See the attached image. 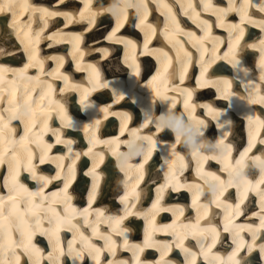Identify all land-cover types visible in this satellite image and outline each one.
I'll return each instance as SVG.
<instances>
[{"label":"bare ground","instance_id":"obj_1","mask_svg":"<svg viewBox=\"0 0 264 264\" xmlns=\"http://www.w3.org/2000/svg\"><path fill=\"white\" fill-rule=\"evenodd\" d=\"M174 1L63 0V3H60L59 0H29L32 5L47 8L49 12L67 13L68 15L48 16L41 12L33 15L32 9L29 8L18 17L15 25L12 24L10 13L0 14V65L9 69L5 74L6 81L3 87H8L7 81L14 78L12 69H24L26 65L31 64L32 66L27 68L24 75L34 77L33 69H39L37 74L39 82L33 81L35 89L37 87L38 91L40 88L47 89L50 93L53 90L51 96L45 100L44 108L47 113H36V124L39 128L30 130L29 139H33L35 134H39L41 138L45 137L39 147L35 144L30 145L41 152L44 144L52 145L46 136L53 137L51 147L54 148L53 153L50 154L47 151L45 162L42 164L38 162V159L37 162L33 160L37 177L35 179L37 195L34 199L40 202L46 198L45 206L54 200L52 207L57 211L64 209L66 203L70 205L66 215L71 218L70 224L74 227L69 231V220H64L61 222L60 231L56 234L65 252V256L61 259L66 264H81L80 258L73 261L72 257L67 255L69 242L72 243L74 250L86 244L102 247L103 252L99 257L100 264H105V259L128 260L129 264H133L132 251L125 250L124 243L120 248V239L123 237L125 240L132 236V240H127L129 247L135 245L144 247L140 256L142 264H191L193 253L196 254L195 264H221V261L224 264H233L235 260H240L241 264H252L245 262L247 258L252 260L256 258L258 262L261 261L260 263L264 264V256L260 253V245L264 243V227H261L264 205L261 203L258 191L250 190L247 197L243 198L244 188L247 186H240L243 182L241 179L240 183L236 186H229L223 193L228 196L236 188H241L242 191L238 195L241 194L242 198L238 202H233V199L225 201L227 196L220 201L223 195L219 196L218 204H208L211 196H205L203 199L205 193L206 195L211 193L209 185L219 183L215 177L219 176L227 181L226 174L228 169H232V159L239 160L238 149L241 147L240 143L245 140L241 133L242 127L237 125L240 124L241 116L247 119V125L251 130L247 136L252 138L257 128L260 129V126L264 124V118L260 119L264 117V109L260 108L264 104L250 103L247 99H241L244 97L242 94L230 91V89H227L230 95L225 98L222 95L226 87L223 80L214 83L209 80L203 82L201 79L193 85L197 79L195 73L197 69H209L215 64L217 68L224 70L230 67L234 69V63L241 61L235 52H241L242 57L246 55L249 62L257 57L256 52L261 47L260 42L250 43L251 38L243 42V39L254 35L252 32L261 28L260 22L264 12L259 14L256 8L264 6V0H254V6L251 7L245 5L244 0H231V8L229 0H190L185 4L186 17L178 13L176 5L173 4ZM176 1L182 5L184 0ZM16 2L22 3L23 0H16ZM126 4L133 6L125 7ZM136 5H139V8ZM154 5L158 12L155 11ZM220 9L227 11L222 12ZM145 12H147L146 19L144 18ZM80 13L83 15L81 16ZM236 14L239 17L237 23L234 21ZM142 19L143 23H141ZM187 23L191 27H185ZM215 23L219 25V29L231 33L232 37L229 35L226 40L228 44L224 53L222 48L225 42H222L215 46L212 56V52L205 45L208 41L205 31L209 28L208 24L215 25ZM233 24L238 27L233 28ZM247 25L249 27L252 25L248 36H246ZM101 29L105 31L106 37H100L102 34L100 33L98 35L100 40L94 41L93 36L98 31L102 32ZM241 29H243V34L237 46L235 37ZM200 32L203 33L199 37ZM190 35L199 37L200 44H203L202 59L195 63L179 56L181 65L179 78L177 60L164 57V51L168 50V42H165L164 36L175 39L171 43L174 46L175 42L179 41L188 48V42L184 39ZM215 36L225 38L221 31L218 34L215 33ZM249 43L255 47H245ZM229 47L232 48V52H229ZM30 55L35 57L31 61L29 60ZM22 56L24 57L21 58ZM260 59L261 57L256 62L259 67ZM50 66H53V69H50ZM168 66L175 74L173 77L169 76L172 72L169 71ZM41 67L43 72H41ZM238 68L245 75L246 65L240 63ZM259 72L260 75H264L261 67ZM200 76L202 78L203 74L201 73ZM64 77H67V80ZM15 78L17 82L21 81L19 77ZM248 79L255 87L254 92L245 97L251 99L264 95L261 76L257 77L253 71H250ZM163 85L167 87L163 88ZM164 90L167 92L162 94ZM118 96H122L123 99H118ZM164 97L170 99H164ZM196 97H198L197 101ZM77 98L78 103L72 102ZM33 100L35 101L34 97ZM68 101L72 102L71 106H68ZM60 102L63 104L65 121L60 119ZM85 102L86 106L91 108V112L87 108L84 109L90 116L87 119L84 115H80L81 113L71 116V113L79 109L78 105ZM147 106L148 110H146ZM4 107L5 104L0 105V109ZM209 107L216 109V112L209 113ZM69 109L70 112H68ZM104 109H107V112ZM182 109L189 114V117L192 116L191 120L184 117ZM83 113L86 114L85 111ZM146 114L153 123H145ZM44 115L49 117L48 121L54 120V123H57L58 120V126L50 130L48 127L42 130L41 120ZM141 115L143 116L142 125L139 120ZM161 117L166 121L169 117L180 118L185 125L194 126L193 140L195 141L197 166L195 173L191 175V181H187L185 174L187 170L191 173L189 168L192 166V161L188 147L194 148V145L186 143L188 139L186 134L180 135L179 142H177V133L173 128L166 127L163 130H156L155 122ZM226 117L230 119L233 128L230 127ZM68 118L72 121L71 127L64 126ZM97 120L99 124L96 123ZM200 120L204 121L203 126L199 125ZM13 121L9 127H16L15 134L20 136V128L24 129V124L21 121L15 120L16 123ZM214 122L218 126L219 138L207 145V140H212L214 136H217ZM116 124L121 126L119 131L115 128ZM254 126L257 127L255 130ZM197 127L200 128L202 135L195 134ZM103 128L110 135L100 134ZM85 129L88 130L85 131ZM53 130L59 133L61 143H56L57 137ZM149 135L156 142L155 145L143 139ZM162 135H166L164 140L161 139ZM174 137L175 141L172 139ZM256 138H258L257 133ZM84 140L87 144L83 143ZM221 140H223L222 144ZM67 141H72V143L69 145ZM262 141L264 137L253 144L249 143L241 151L242 154L246 153V161L255 163L254 157L259 156H254L252 151L256 152L258 148L261 150L259 143L264 144ZM146 155L148 156L147 163L144 162ZM181 156L183 160L180 159ZM157 157L166 159L169 164L178 165L177 173L173 172L175 174L170 176L169 173H164L167 165H164L163 161H160V164ZM204 157L209 158L205 160ZM91 161L93 164H90ZM246 161H243V165H246ZM140 164H143V168L138 167ZM250 166L251 175L249 178L246 177L248 181L255 176ZM1 169L2 167H0V180L1 178L4 180L7 174ZM25 172L20 173L19 180L26 186L29 193H33L34 189L30 181L32 180L31 172ZM164 176L166 183H164ZM40 177L48 178L50 183H46ZM69 177H72L70 182ZM124 177H126L125 181ZM235 178L234 175V181ZM90 179L94 183L90 194L86 197L83 193L88 190L87 182ZM66 183H69L67 195L72 198L70 201H66L63 191ZM46 188L49 189L45 190ZM259 188L264 189V185H260ZM4 189L0 187V195L7 196L8 190ZM54 192L55 197L52 196ZM235 194L236 192L233 195ZM26 195L24 192L19 198L23 199ZM85 197L87 202L84 200ZM256 197H258V203L254 202ZM145 199L153 200L151 205L150 201L145 202ZM95 203H101L100 206L103 207H93ZM237 205H239L238 208ZM120 206L122 216L109 213L110 210ZM7 207L6 203L5 210ZM219 208L225 209V212H231L230 215L223 216V221H217ZM210 211L213 213V225L204 226L199 223L203 221L202 219L208 218ZM118 212L121 210L119 209ZM50 215L54 214L50 213ZM61 215L65 213L61 211ZM156 216L166 223L158 227L153 222L148 225V229L155 238L161 239L149 244L153 246L145 247L144 243H140L135 238L141 236L142 221ZM171 216L172 221L169 219ZM118 218L122 219L119 224H116L115 221ZM126 226L132 229L127 230ZM225 226L228 231H224ZM41 227H51L47 217L43 219ZM189 228H191L190 231ZM88 229H95V232L92 230V234H89ZM192 230L197 231L193 233ZM214 230L217 232V239L213 244V237L209 233ZM227 232L232 233L234 238L235 235L236 238L241 236L237 241L240 247L238 252L236 243L232 245L225 239ZM253 235L257 239L260 236L263 237V241L255 242V247L249 253ZM144 237H146V230H144ZM106 240L109 243L115 242L112 249L115 252L114 256L111 250L105 247ZM55 242L56 236H53L52 242L49 243L48 235H41L39 230L33 237L32 243L43 249V264H47L49 253L56 255ZM156 242L157 245H155ZM209 246H211L210 249ZM166 248L168 251L161 260V251ZM88 251L89 249L85 247L83 264H96L91 257L87 259ZM233 252L237 254L229 260ZM129 256H132V259Z\"/></svg>","mask_w":264,"mask_h":264},{"label":"snow or ice","instance_id":"obj_2","mask_svg":"<svg viewBox=\"0 0 264 264\" xmlns=\"http://www.w3.org/2000/svg\"><path fill=\"white\" fill-rule=\"evenodd\" d=\"M60 3H63V0H59ZM245 5L251 7L254 6V0H244ZM133 5L126 4L125 7H131ZM191 6V5H190ZM87 7V5H85ZM139 8V5H136ZM207 7V6H206ZM229 7H232L231 0H229ZM29 8L32 9V14L34 15L36 12H41L48 16H56V15H68L67 13L60 12H49L47 8H40L38 6L32 5L29 0H23L22 3H17L16 0H0V14L10 13L12 24L15 25L17 23L18 17L23 14V12L27 11ZM145 9H147V5H145ZM220 11L225 12L226 9H220ZM259 11L264 12V6H259ZM82 16L83 13H80ZM147 12H145L146 19ZM199 15V13H197ZM31 16L29 17V20ZM175 20V17H173ZM243 20V17H241ZM143 23V19L141 20ZM205 23H207L205 21ZM260 26L264 29V20L260 22ZM151 27V25H149ZM233 28L238 27L233 24ZM243 29H241L236 37L235 42L236 45L239 46V41L242 37ZM51 39V37H49ZM111 39V37H109ZM261 47L259 49L261 53L260 59V67L262 72H264V40L260 41ZM147 47V45H145ZM245 47L254 48L255 45L246 44ZM229 52H232V48L229 47ZM11 54V53H9ZM187 55H191L187 53ZM35 57L33 55L29 56V60H33ZM55 59V57H53ZM240 64L239 61L234 63V67H238ZM32 65H26L24 69L16 70L12 69L13 79L7 81L8 87H0V104H5L6 107L0 109V167H4V171L7 174V179H4L2 186L8 190V195L3 196L0 195V264H43L44 262V252L41 247L32 243L33 237L35 236L37 230L40 231L41 235H48L49 243L52 242V237L56 236V242L54 247L57 249V253L53 256L51 253L47 256V264H66L64 260L61 258L65 256V252L60 244L59 236L56 235L60 231L61 222L64 220L70 219L66 213L70 205L66 203L65 208L61 211L65 213V215H61V211H57L56 208L52 207V204L55 201H51L45 206L44 200L42 199L40 202H36L34 199L37 195L36 193H29L26 186L20 182L19 176L21 171H29L31 172V178L36 179L35 174V165L33 164L34 159H38L39 163L45 162V155L47 151H49L52 147L51 144H44V147L41 149L39 157H36L34 149L30 146L35 144L37 147L41 144V138L39 134H37L33 139H29V132L31 129L36 126V113L40 111L41 113L46 112L47 110L43 107V105L36 103L33 100V92L34 88H30L27 83L23 84V91L21 93V85L17 83V79L15 77H19L21 81H33L36 80L39 82V77L25 76L27 68ZM9 71L6 67L0 66V85H4L6 81L5 74ZM41 72H43V68L41 67ZM138 74V69H137ZM245 74L247 71L245 70ZM67 80V77H64ZM261 79H264V75L261 76ZM183 82V78L181 76V83ZM225 89L222 95L225 98L230 95L227 89L231 86V81H225ZM51 89V85L48 86ZM5 92L7 93V98L5 97ZM157 95L159 93L157 92ZM45 98V94L42 90L41 95L39 96V100L43 101ZM118 99H123L122 96H118ZM164 99H170L169 97H164ZM241 99H247L250 103H261L264 104V95H261L259 98H251L241 97ZM175 105H173L174 107ZM185 107H187V103H185ZM59 115L61 121H65V115L63 114V105H59ZM209 113H215L216 109L209 107ZM107 112V109H104ZM3 113H8V116L5 117ZM213 118H216L213 116ZM49 117L44 115L41 123L43 125L42 130L47 129V121ZM251 119V118H250ZM13 120L21 121L24 124V129L22 134L18 139L15 138L16 127H9ZM99 124V120L96 121ZM145 123H153L150 118H147ZM156 123V130H163L164 128H173L177 133V142H179L180 135L186 134L188 139L186 143H192L194 145V154L196 151L195 141L193 140V128L191 126H187L183 123L180 118L169 117L166 121L163 117L159 119ZM199 125L203 126L204 121L200 120ZM66 127L72 126V121L70 118L67 119ZM222 126V125H221ZM88 129H85L87 131ZM54 134L56 135V143H61L60 135L55 130ZM195 134L202 135L203 133L200 131V128L197 127L195 129ZM143 139L149 140L152 145H155V141L152 140V137L146 136ZM67 144H71L72 141H67ZM223 143V140L220 142ZM264 143V141H262ZM202 146V145H201ZM218 146V145H217ZM174 147V146H173ZM251 147V145H250ZM250 150V149H249ZM69 151L71 149L69 148ZM150 155V152H149ZM246 153L240 155V159L236 160L234 163L236 167L233 168V172L235 173V177L237 178L235 181L233 179L232 173L229 175V179L227 181L222 180L219 176H216L215 179L219 182L218 184H210L209 189L214 197L217 199L219 196H222L223 193L227 190L229 186H236L238 184L239 179L242 178V172L239 170L240 166L243 165V161L245 160ZM77 158H79V154H77ZM209 157H204L207 160ZM214 158V157H213ZM148 156H145L144 162L147 163ZM183 160V157H180ZM255 166L260 169V178L259 180H249L247 181V187L244 188L243 198L247 197V193L250 190L258 191L260 196V200L262 205H264V189H260V185H264V158L262 157H254ZM247 166V165H243ZM138 167L143 168V164L138 165ZM59 178V177H57ZM72 177H69V182ZM41 180L46 183H50V180L46 177H40ZM69 187V183L64 185L63 191L65 192L66 201H70L72 198L67 195V188ZM23 191L28 193L27 197L21 199L19 198V192ZM52 196L55 197L56 193H52ZM91 199V197H90ZM127 199V197H125ZM7 203L8 207L5 210V204ZM23 205V207H21ZM155 207V205H154ZM237 208L239 205L236 206ZM167 210V209H165ZM50 213L54 215H50ZM86 213V210H85ZM47 217L48 223L51 225L50 228H42V221ZM120 219H116L115 223L119 224ZM73 225L70 224L69 231L72 230ZM261 227H264V217L261 218ZM95 232V229L93 230ZM224 231H228V228L225 226ZM83 235V234H82ZM87 239V237H85ZM215 242V238H213V244ZM115 242L109 243L106 240L105 247H108L111 250V254L114 256L115 252L113 246ZM147 240L145 241V247H151ZM87 247L89 249L88 255L96 262V264H100L99 257L103 252L102 247H98L94 244H86L83 245L80 249L74 250L72 247V243L69 242L67 255L72 257L73 261L77 258L81 259V264H83V253L84 248ZM211 246H209L210 249ZM255 247V235H253L252 244L249 247V253H251L252 248ZM124 248L127 251H132L133 253V264H142L140 260V255L144 251V247L140 245H135L129 247L127 239L124 241ZM168 249H164L161 251V260L164 259V256ZM187 251V250H185ZM239 248L237 249V252ZM237 252H233L232 256L229 257V260H232L233 257L236 256ZM260 253L264 256V243L260 245ZM10 254V255H9ZM193 255V260L191 264H195V253ZM105 264H129L128 260H120L113 261L105 259ZM221 264H224L221 261ZM233 264H241L240 260H235Z\"/></svg>","mask_w":264,"mask_h":264},{"label":"rangeland","instance_id":"obj_3","mask_svg":"<svg viewBox=\"0 0 264 264\" xmlns=\"http://www.w3.org/2000/svg\"><path fill=\"white\" fill-rule=\"evenodd\" d=\"M101 30H102V29H101ZM100 33H102L100 37H103V38L106 37L105 34H104L105 31H103V30H102V32H101V31H98V32L93 36V39H94V37H95L94 41L100 40V38L98 37V35H99ZM97 38H99V39H97ZM15 39H16V38H15ZM23 57H24V56H22L21 58H23ZM0 66H1V65H0ZM0 87H3V85H0ZM0 105H1V104H0ZM2 107H3V105H2ZM32 180H35V179H32Z\"/></svg>","mask_w":264,"mask_h":264}]
</instances>
